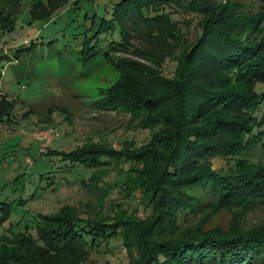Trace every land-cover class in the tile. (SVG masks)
Segmentation results:
<instances>
[{
	"label": "trees",
	"instance_id": "obj_1",
	"mask_svg": "<svg viewBox=\"0 0 264 264\" xmlns=\"http://www.w3.org/2000/svg\"><path fill=\"white\" fill-rule=\"evenodd\" d=\"M30 1L32 20L43 22L93 1L83 19L84 60L103 55L113 61L140 38L144 44L137 55L160 66L177 63L170 78L125 58L139 71L150 69L148 85L109 89L93 102L101 111L130 113L135 121L126 127L119 150L108 141L88 140L69 152L49 151L72 165L95 168L94 176L116 169L128 202H100L87 216L71 205L39 212L25 229L3 234L0 264H59L60 259L83 264L113 237L129 252L128 264H264V223L206 230L197 220L210 208L228 206L246 215L264 206V161L246 156L264 144V90L255 88L264 82V10L234 0H108L102 11L98 0ZM176 5L184 8L181 19L169 9ZM189 12L197 22L187 18ZM38 43L30 39L4 54L19 58ZM16 103L0 90V127L14 122ZM214 157L233 160L227 169H215Z\"/></svg>",
	"mask_w": 264,
	"mask_h": 264
},
{
	"label": "rangeland",
	"instance_id": "obj_2",
	"mask_svg": "<svg viewBox=\"0 0 264 264\" xmlns=\"http://www.w3.org/2000/svg\"><path fill=\"white\" fill-rule=\"evenodd\" d=\"M98 1L102 3V11L108 0ZM234 1L245 3L250 10H264L260 0ZM94 5L93 1L84 2L79 9L65 11L59 17L43 22L32 20L30 0H0V90L17 98L14 108L17 120L0 127V139H5L0 141V243L3 234L8 236L25 229L39 212L55 213L64 205H71L87 216L100 208V202L112 199H116L115 203L128 202L130 198L128 192L121 189L124 178L116 169H109L111 172L106 177L101 171L94 176L95 168L72 165L69 160L61 159L62 155L49 151L69 152L88 140L108 141L119 150L126 127L135 125V121L130 118V113L101 111L93 102L109 89L127 90L142 82L148 85L150 69L139 71L125 58L150 64L170 78L177 60H168L160 66L143 59L136 53L144 44L140 38H135L129 49L119 51L113 61L103 55L84 60L80 49L87 24L83 19ZM173 7L169 8L173 10V17L181 19L180 11L184 8ZM187 18L193 20V12L187 13ZM3 19L6 28H2ZM14 19L17 21L15 28L9 29L8 24ZM194 22H197L196 18ZM30 39L39 42L35 50L25 51L19 58L4 54ZM123 55V59H118ZM182 58L178 53L177 59ZM255 88L264 90V82H258ZM52 126L59 129L60 135L48 142L51 146L46 148L35 135ZM133 133L130 130L129 134ZM246 156L255 162L264 161V144L256 146ZM231 160L214 157L211 162L215 169L225 170ZM97 176L104 177L103 181ZM133 194L138 198L140 193L135 191ZM122 205L130 213L135 209L129 203ZM132 215L143 218L141 212H132ZM197 220H202L206 230L259 227L264 223V206L246 215L236 213L228 206L210 208L204 216L198 215ZM128 255L121 239L113 237L110 244H102L91 251L82 263L128 264ZM31 258L35 261L34 254ZM59 264H72V261L60 259Z\"/></svg>",
	"mask_w": 264,
	"mask_h": 264
},
{
	"label": "built area",
	"instance_id": "obj_3",
	"mask_svg": "<svg viewBox=\"0 0 264 264\" xmlns=\"http://www.w3.org/2000/svg\"><path fill=\"white\" fill-rule=\"evenodd\" d=\"M59 135H60L59 129L57 127L52 126L47 130L37 132L35 137H37L38 140L41 141L42 146L45 147L48 142H51L53 139L59 137Z\"/></svg>",
	"mask_w": 264,
	"mask_h": 264
},
{
	"label": "crops",
	"instance_id": "obj_4",
	"mask_svg": "<svg viewBox=\"0 0 264 264\" xmlns=\"http://www.w3.org/2000/svg\"><path fill=\"white\" fill-rule=\"evenodd\" d=\"M3 140L5 141V139H3V138H2V139H0V141H1V142H4Z\"/></svg>",
	"mask_w": 264,
	"mask_h": 264
}]
</instances>
